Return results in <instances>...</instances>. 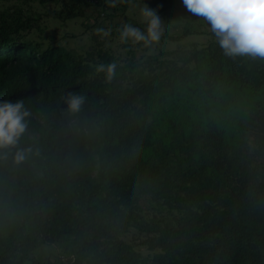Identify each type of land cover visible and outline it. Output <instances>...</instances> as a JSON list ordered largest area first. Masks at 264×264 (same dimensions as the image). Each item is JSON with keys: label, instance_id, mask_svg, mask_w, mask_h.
<instances>
[{"label": "trees", "instance_id": "16d2710c", "mask_svg": "<svg viewBox=\"0 0 264 264\" xmlns=\"http://www.w3.org/2000/svg\"><path fill=\"white\" fill-rule=\"evenodd\" d=\"M20 29L0 12V101L22 100L27 131L38 138L26 131L16 147L0 149V264H54L33 250L66 240L68 262L59 264H141L137 244L154 264H264V169L238 164L237 150L212 133L199 144L182 133L174 155L165 151L152 165L138 150L127 92L90 80L94 70L59 48L24 46L13 37ZM209 49L211 87L225 67L263 95L249 122L264 141V59L246 56L256 73L246 76L245 56H226L218 43ZM69 93L85 97L77 114L68 112ZM27 149L16 163L15 153ZM143 196L176 210L180 221L142 219L132 206ZM132 229L142 243L127 239Z\"/></svg>", "mask_w": 264, "mask_h": 264}, {"label": "rangeland", "instance_id": "374dc122", "mask_svg": "<svg viewBox=\"0 0 264 264\" xmlns=\"http://www.w3.org/2000/svg\"><path fill=\"white\" fill-rule=\"evenodd\" d=\"M145 7L161 18L159 41L147 46L122 42L119 29L123 25L146 30L141 15ZM3 11L13 28L21 27L13 37L24 46L38 53L59 48L94 70L90 80L103 81L108 91L119 85L127 92L138 150L152 165L161 163L165 151L174 155L172 145L177 136L185 133L199 144L204 134L212 133L222 137L226 147L237 150L233 158L240 161L238 164H249L259 173L264 169V141L249 122L255 102L263 95L246 78L229 77L225 67L214 87L209 85V47L217 42L210 25L189 13L182 0H118L116 7L110 6V0H0ZM98 28L110 30L109 35L97 34ZM245 60L246 76L255 75L246 56ZM110 63L117 68L109 80L105 73L96 71V66ZM27 134L38 138L32 131ZM104 143L102 137L94 152L96 160L103 155ZM94 175L97 177L98 169ZM132 209L145 221L175 225L181 219L176 210L150 196L136 200ZM126 237L135 243L144 241L143 234L135 229ZM68 243L38 242L33 253L54 264L61 260L67 263ZM136 247L144 255L141 264H154L145 245Z\"/></svg>", "mask_w": 264, "mask_h": 264}, {"label": "clouds", "instance_id": "9594fccd", "mask_svg": "<svg viewBox=\"0 0 264 264\" xmlns=\"http://www.w3.org/2000/svg\"><path fill=\"white\" fill-rule=\"evenodd\" d=\"M185 9L202 18L213 33L216 42L229 57L248 56L253 59H264V0H182ZM118 0H110V6L116 7ZM145 31L130 24L119 29L122 42H143L144 45L157 42L161 36V18L157 12L145 7L141 13ZM97 34L108 36L110 30L96 29ZM117 65L110 63L96 66L98 73H105L110 80ZM68 112L77 114L85 103V97L76 93H69L65 101ZM30 112L24 102L10 100L0 101V149L17 146L21 137L28 129ZM31 149L20 150L15 153V162L26 159Z\"/></svg>", "mask_w": 264, "mask_h": 264}, {"label": "built area", "instance_id": "2783aa9c", "mask_svg": "<svg viewBox=\"0 0 264 264\" xmlns=\"http://www.w3.org/2000/svg\"><path fill=\"white\" fill-rule=\"evenodd\" d=\"M92 3H101L103 0H90Z\"/></svg>", "mask_w": 264, "mask_h": 264}]
</instances>
